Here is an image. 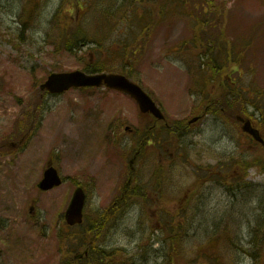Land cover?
Segmentation results:
<instances>
[{"label": "rangeland", "instance_id": "1", "mask_svg": "<svg viewBox=\"0 0 264 264\" xmlns=\"http://www.w3.org/2000/svg\"><path fill=\"white\" fill-rule=\"evenodd\" d=\"M66 2L67 0H46L42 23H37L40 26L36 29L32 26L29 30L35 29L31 34L32 38L28 39L27 43L25 40L16 39L13 45L7 42L11 37L6 31L10 20L6 14L17 5L14 0H0V10H4L0 20L2 52L0 54V140L13 131L16 121L27 108V101L35 100L33 94L35 88H32L33 77L42 80L54 71L81 70L91 66L97 58L114 59L112 50L107 47L104 53L97 56L93 45H76L74 53L65 51L64 46L47 43L50 39L52 42L59 40L62 29L59 28V23L62 26L65 22L78 27L77 22L81 20V25L84 27L85 19L78 10L69 12L72 17L69 20L63 16L62 21L58 19L55 26L53 24L48 26V20L60 5L66 7ZM224 2H228V16L224 23H221L222 26L213 29L212 34L215 37L220 36V31L224 30V37L227 35V39H232L227 43L228 50L239 45L250 34L258 37V40L254 37L255 40L252 41L255 46L253 55L249 54L248 63L240 69L241 76L235 73L234 80L236 85L243 89L252 87L253 92L254 89L264 90V0H225ZM19 5L20 10L17 8L16 13L22 10L23 3ZM140 5L141 0H132L127 17H133L134 13H138ZM147 5L149 8V2ZM187 7L185 12H191L196 16L201 13L190 6ZM192 20L191 15L188 17L178 15L156 34L154 32L149 38L147 47L140 48L139 53H143L138 55L139 58L137 56L134 70L132 68L133 77L152 94L166 116L176 123L175 127H178V123L182 124L183 120L189 119L195 104V97L190 94L193 76H190L188 68L176 60L172 50L179 42L188 40L194 35ZM126 26L124 20L121 26L109 24L106 30V27L98 25L90 31L99 40H103V33L106 37H114L109 46L115 48L123 45L125 36L131 35L134 30L136 40L130 41L134 44L131 48L138 47V29ZM12 27L17 29L16 26ZM86 29L85 25V31ZM141 35L143 34L139 36ZM224 37L220 40L224 41ZM217 54L220 56L221 52ZM229 102L236 108L241 104L246 110L244 98ZM38 109L36 115H39L40 122L36 124L33 139L28 146L13 156L0 155V264H65L67 255L79 249L81 242L87 237L83 230L77 228L64 230L61 217L74 192L72 179L87 186L89 191L86 205L88 223L119 196L121 191L119 182L123 180V172L128 167L129 151L125 153L120 149L121 154L108 158L113 155V151H109L106 145L102 149L105 133L111 134L115 125L121 122L135 123L136 106L123 95L104 89L72 90L60 96H48ZM30 110L33 109L29 107ZM28 122L30 121H27L26 125ZM258 125L264 132V121L258 122ZM105 127H111V130ZM239 134L236 128L222 120L209 119L202 126L197 127L195 133L183 142L186 150L183 149L182 152L186 154L176 160L180 165L181 182L176 187H172L176 192L174 197L166 201H160L158 198L151 200L153 202H143L144 205L146 203V210L144 220L141 221L145 226L140 227L142 213L139 209L138 217L133 214L122 215L118 221L111 223L110 229L102 232L101 245L128 250L132 255L142 243L143 248L149 249L150 242L141 239L140 236L137 240V236H132V232L136 228L138 232H145L143 227L150 229V225L147 224L153 221L155 228L159 229L160 216L164 217L167 211L171 214L176 212L174 209L180 205L177 201L184 196V187L192 185L199 173L204 174L203 170H199L200 167L216 165L217 169L225 168L226 164L234 162V158L231 157L235 156V153L237 156H245L250 163L261 157L264 160V151H250L249 142L242 139ZM239 140H245L246 149L243 151H241L243 148L238 150ZM163 141L164 137L161 138L159 146L167 155L164 156L163 164H169L174 158L170 155L172 145L166 142L162 146ZM51 152L56 153L57 166L61 174L70 180L55 190L41 193L38 192L36 184L41 179L43 164ZM260 164H263V161H260ZM142 168V164L138 161V171ZM150 178L146 176L145 182L151 181L148 180ZM179 178L173 175L171 180L178 181ZM248 178L251 183L259 187L260 194H263L264 174L257 169H251ZM207 194L208 201L202 203V207H206L205 214L196 219L186 242L191 253L188 254L190 257L196 256L200 250H197L199 244H205L204 237L207 236L208 226L224 221L226 223L233 221V227L238 238L241 237L245 248L251 246L252 240L254 244L264 246V213L256 212L261 206L258 204L259 201L248 203L242 197L240 199L235 197L233 200L226 195L222 185L220 188L211 185ZM31 206L34 207L33 210L30 209ZM175 221L182 222L183 217ZM157 232L158 237L161 238L160 231ZM149 236L147 231L146 238ZM204 253L207 259L216 255V252L209 248ZM229 253L236 263L252 264L251 259L246 257L240 248L229 249ZM139 254L138 249V256ZM149 255L150 253L146 254ZM153 262L151 257L149 263H157ZM158 262L163 263V260L160 259Z\"/></svg>", "mask_w": 264, "mask_h": 264}, {"label": "water", "instance_id": "2", "mask_svg": "<svg viewBox=\"0 0 264 264\" xmlns=\"http://www.w3.org/2000/svg\"><path fill=\"white\" fill-rule=\"evenodd\" d=\"M102 85H107L110 88L123 91L124 93L130 95L138 102L143 112H152L160 118L163 117L160 111L155 107L150 98L141 90V88L133 84L124 76H87L86 74L79 71L70 74H55L49 78V81L43 86V88H47L51 92H62L74 86L80 87ZM245 130L258 137L257 133L251 131L249 128H245ZM60 183L61 181L57 173L55 171H51L46 174V179L42 183L41 187L44 189H50L54 186L60 185ZM84 202V192L82 191V189H78L66 213V219L70 225H74L82 221V211L84 207Z\"/></svg>", "mask_w": 264, "mask_h": 264}, {"label": "trees", "instance_id": "3", "mask_svg": "<svg viewBox=\"0 0 264 264\" xmlns=\"http://www.w3.org/2000/svg\"><path fill=\"white\" fill-rule=\"evenodd\" d=\"M208 2L212 6H214L217 9V11L220 10V8L215 5L214 0H208ZM65 30H66L67 36H69V37H70V35H74V34L75 35H78L79 37L85 35V33H82V30L79 27H72L71 25H67L66 28H65ZM212 58L214 59V62L211 63V66H212V69L211 70H212V73H213V77L215 79H218V80H224L227 77L228 73L225 72V70H223L222 67L221 68H218L219 64L216 63L217 58H215V57H212ZM211 62H212V60H211ZM100 70L101 69L98 70V68H95L93 70H88V72L91 73V72H96V71H100ZM231 88H232L231 91H229L227 94H223L222 95L223 100H222V106L221 107H223V109L227 112L226 114H236V113H239L240 110H241V108H242V105L241 104H240V106L238 108H236V107H234L232 105H227V103H228V102H226V100L228 98L227 95H230V97L233 98V99H235V98L236 99H242V97H241V91H238V89H236L234 85H231ZM259 96H261V95H259ZM255 107L258 108L260 106L256 105ZM263 237H264V235H263ZM67 259L70 260L71 257H67Z\"/></svg>", "mask_w": 264, "mask_h": 264}, {"label": "flooded vegetation", "instance_id": "4", "mask_svg": "<svg viewBox=\"0 0 264 264\" xmlns=\"http://www.w3.org/2000/svg\"><path fill=\"white\" fill-rule=\"evenodd\" d=\"M130 133L134 134L136 138L138 139V119H137V124L135 126L134 130H130ZM135 175H136V180L138 179V165L135 168Z\"/></svg>", "mask_w": 264, "mask_h": 264}]
</instances>
